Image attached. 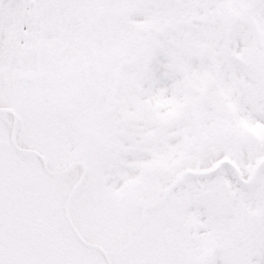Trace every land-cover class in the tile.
Segmentation results:
<instances>
[{
	"label": "snow or ice",
	"instance_id": "6c2138e0",
	"mask_svg": "<svg viewBox=\"0 0 264 264\" xmlns=\"http://www.w3.org/2000/svg\"><path fill=\"white\" fill-rule=\"evenodd\" d=\"M0 264H264V0H0Z\"/></svg>",
	"mask_w": 264,
	"mask_h": 264
}]
</instances>
